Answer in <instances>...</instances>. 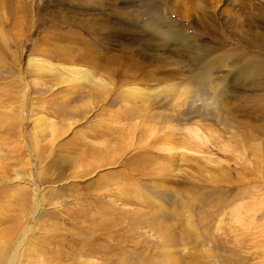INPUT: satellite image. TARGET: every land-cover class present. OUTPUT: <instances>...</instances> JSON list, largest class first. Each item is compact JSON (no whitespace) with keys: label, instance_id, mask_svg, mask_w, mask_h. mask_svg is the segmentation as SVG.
<instances>
[{"label":"rangeland","instance_id":"obj_1","mask_svg":"<svg viewBox=\"0 0 264 264\" xmlns=\"http://www.w3.org/2000/svg\"><path fill=\"white\" fill-rule=\"evenodd\" d=\"M0 264H264V0H0Z\"/></svg>","mask_w":264,"mask_h":264}]
</instances>
